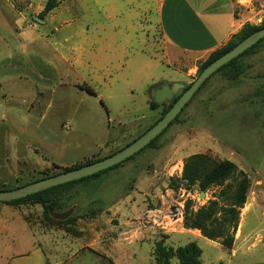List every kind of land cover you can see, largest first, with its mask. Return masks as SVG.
I'll return each instance as SVG.
<instances>
[{"label":"rangeland","instance_id":"1","mask_svg":"<svg viewBox=\"0 0 264 264\" xmlns=\"http://www.w3.org/2000/svg\"><path fill=\"white\" fill-rule=\"evenodd\" d=\"M47 1L0 0V189L125 148L172 102L151 109V91L175 82L187 88L209 57L193 60L166 45L155 0L148 1L152 12L143 0H60L42 19ZM258 3L245 16L260 26L264 0ZM238 63L237 79L229 68L215 73L152 147L62 192L52 215L77 217L70 226L79 235L46 221L42 205L0 202V264H155V242L131 239L142 227L140 212L173 216L188 200L197 210L220 190L205 198L198 188L186 190L185 160L195 154L230 160L251 182L235 256L220 244L205 250L203 264L264 263V41ZM126 198L130 231L115 214ZM165 241L185 243L177 233Z\"/></svg>","mask_w":264,"mask_h":264},{"label":"trees","instance_id":"2","mask_svg":"<svg viewBox=\"0 0 264 264\" xmlns=\"http://www.w3.org/2000/svg\"><path fill=\"white\" fill-rule=\"evenodd\" d=\"M59 5H60V0H48L43 12L40 14V17L43 19L47 14L55 10ZM262 28H264V24L260 26H255V25H250V24L245 25L237 34H235L231 38V40L226 45L212 52L209 55L207 60L201 65L199 73H201L207 66L213 63L215 60H217L218 58H220L221 56H223L224 54L232 50L236 45H238L245 38L249 37L250 35H252L253 33H255L256 31ZM263 41L264 39L261 40L259 43H257L252 48H250L249 50H247L244 54L234 59L233 61L229 62L224 67H222L218 72L229 68L227 76L230 79H237V77L242 72L241 66L238 63L239 59L249 54L253 50H255ZM85 90L88 93L95 95V92L90 87H87ZM182 93L179 96H177L171 102L169 106L163 109L160 119L170 110V108L177 101V99L182 95ZM150 106H151V109L153 110L161 107V105L155 102H151ZM156 123H154L152 126H154ZM159 137H157L154 141H152L146 148L152 147ZM133 157L127 160H130ZM99 160H102V159H97L87 164H91ZM124 162L110 169H107L105 171L92 175L90 177L77 180V181H73L67 184H63L57 187H53L48 190L30 195L26 198L15 200V201L5 203V204L12 205V206H19L23 204L42 205L44 208V218L46 221H48L50 224L55 225L59 228L65 229L67 232H71L73 235H79L80 232H77L70 226V225H74L77 222L78 220L77 217L56 218L52 215V212L55 211V209L57 208L59 204V200L62 196V192L76 184L88 182L92 179L98 178L106 174L107 172L118 168ZM82 166H76L74 168H69L65 170L64 172L69 171L71 169L79 168ZM47 177L48 176H46L45 178ZM182 180L185 182L186 190L198 188L200 192L203 191L207 193L209 190L213 188L220 189L218 193H216L213 196L214 197L213 199L209 200L205 205L200 206L197 210H195L194 208L195 206H194L193 201L188 200L184 208L183 223H184L185 228L197 229L201 232V234L205 238L212 240V241H217L224 248L231 250L234 247L235 236H236L239 224H240L241 210L244 208L248 200V194H249V190L251 186L249 176L244 171L240 170L236 166V164L230 160H216L207 154H195V155L188 157L185 160ZM36 181H39V180H36ZM0 190L7 191V190H12V189L11 188H1ZM201 256H202V250L195 242L189 243L183 247L174 248L171 246H167L165 244V240L161 239L160 241L155 243V247H154V261H155L154 263L155 264H172V260L174 258L178 260V264H202ZM111 263L113 264L112 261ZM220 264H223V263H220Z\"/></svg>","mask_w":264,"mask_h":264},{"label":"crops","instance_id":"3","mask_svg":"<svg viewBox=\"0 0 264 264\" xmlns=\"http://www.w3.org/2000/svg\"><path fill=\"white\" fill-rule=\"evenodd\" d=\"M143 1H145L144 10L149 12L151 7L148 4L149 0ZM155 4L158 18L157 26L161 30L166 45L181 55L190 56L193 60L208 56L226 45L245 25L257 26V24L250 22L245 14L253 7L258 8V0H155ZM130 198L133 200L131 196ZM127 201V198L122 199L115 207V214L124 231H130L134 227L132 226L134 222L130 219L134 216L132 209L125 207ZM247 204L241 210L240 237L243 235L245 219H248L251 211V209L248 210ZM150 211L143 209L140 212L139 215L142 214L143 217L142 227L137 238L131 239H135V241L139 239V242L153 240L156 243L161 239L158 237L159 233H163L165 238H168L170 234L177 233L180 235V242L183 240L185 242L182 245L180 243L179 247L192 242L200 247L202 264L205 250L220 246L219 242L205 238L199 230L185 228L181 210L180 214L173 216L158 209H151ZM165 238L163 239L165 240ZM165 244L174 247L168 245L166 241ZM202 244L204 247H201ZM228 251L231 256H235L237 252L234 247ZM152 255L154 257V250Z\"/></svg>","mask_w":264,"mask_h":264},{"label":"water","instance_id":"4","mask_svg":"<svg viewBox=\"0 0 264 264\" xmlns=\"http://www.w3.org/2000/svg\"><path fill=\"white\" fill-rule=\"evenodd\" d=\"M263 39L264 28L245 38L232 50L207 66L187 89L184 84L178 82L172 84L164 83L155 87L151 91V98L153 102L157 104L173 101L180 90H183V93L173 104L170 110L154 126L125 148L94 163L71 169L16 189L7 191L0 190V202L9 203L15 200H20L53 187L90 177L121 164L127 159L133 157L159 137L165 130H167V128H169V126L177 119L185 106L191 101V99L209 78L217 73L222 67L244 54L247 50L255 46ZM205 197L206 193L202 191L201 198Z\"/></svg>","mask_w":264,"mask_h":264},{"label":"built area","instance_id":"5","mask_svg":"<svg viewBox=\"0 0 264 264\" xmlns=\"http://www.w3.org/2000/svg\"><path fill=\"white\" fill-rule=\"evenodd\" d=\"M151 212V211H150ZM150 212H148V214L150 213ZM180 214V213H179ZM173 215H176V214H173Z\"/></svg>","mask_w":264,"mask_h":264}]
</instances>
